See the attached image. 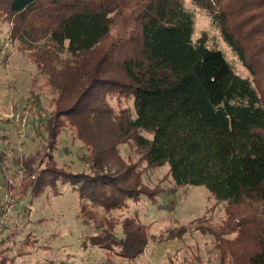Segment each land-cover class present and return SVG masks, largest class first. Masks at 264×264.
<instances>
[{
    "label": "trees",
    "instance_id": "16d2710c",
    "mask_svg": "<svg viewBox=\"0 0 264 264\" xmlns=\"http://www.w3.org/2000/svg\"><path fill=\"white\" fill-rule=\"evenodd\" d=\"M188 2L209 19L196 37ZM5 29L57 93L30 201L70 185L92 228L84 246L135 259L149 226L120 211L156 199L144 169L167 162L177 185H205L225 202L213 230L221 264H264V0H0ZM68 127L84 149L75 173L53 151ZM127 142L137 159L120 157Z\"/></svg>",
    "mask_w": 264,
    "mask_h": 264
},
{
    "label": "rangeland",
    "instance_id": "374dc122",
    "mask_svg": "<svg viewBox=\"0 0 264 264\" xmlns=\"http://www.w3.org/2000/svg\"><path fill=\"white\" fill-rule=\"evenodd\" d=\"M188 4L196 14V37L199 30L209 27V19ZM132 18L133 11H127L124 25L129 26ZM4 33L0 34V154L4 156L0 160V264H221L213 230H219L225 217V202L217 200L205 185H177L167 162L144 169L143 182L161 188L156 199L141 195L120 211L149 226L148 244L135 259L96 245L84 246L92 228L82 224L79 199L70 185L60 183L58 194L45 189L29 200L25 191L48 149L43 134L57 93L46 84L29 52L10 41L6 29ZM221 45L246 75L230 48L222 41ZM112 102L115 107L126 104ZM129 102L133 105V98ZM30 105L43 111L42 116L29 117L23 129L17 116ZM53 151L58 166L67 171L75 173L86 167L79 159L84 151L82 141L69 127L63 129ZM119 155L125 161L130 155L137 159L128 142L119 146Z\"/></svg>",
    "mask_w": 264,
    "mask_h": 264
},
{
    "label": "built area",
    "instance_id": "2783aa9c",
    "mask_svg": "<svg viewBox=\"0 0 264 264\" xmlns=\"http://www.w3.org/2000/svg\"><path fill=\"white\" fill-rule=\"evenodd\" d=\"M26 109V108H24ZM23 109V110H24ZM28 109H29V112H28ZM28 109L26 110V112H22L21 114H19L17 116V120L19 122V126L22 127L24 129L27 121H28V118H32V117H40L42 116V112L40 109H38L36 106H31L28 107Z\"/></svg>",
    "mask_w": 264,
    "mask_h": 264
}]
</instances>
